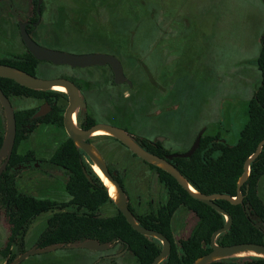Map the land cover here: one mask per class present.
<instances>
[{"label": "rangeland", "instance_id": "rangeland-1", "mask_svg": "<svg viewBox=\"0 0 264 264\" xmlns=\"http://www.w3.org/2000/svg\"><path fill=\"white\" fill-rule=\"evenodd\" d=\"M42 5L46 10L42 23L32 32L36 42L74 54H111L121 61L131 83L112 87L107 66L73 68L40 61L36 75L41 78L72 75L84 80L87 107L78 110V124L91 114L97 123L119 126L139 142L162 139L171 153L186 152L203 128L230 144L237 142L262 77L257 60L264 33V0H42ZM33 10L32 0H0V57L26 52L19 25ZM121 42L125 50L118 51ZM122 90L129 94L123 101L117 97ZM11 102L15 110L38 106L28 97L12 96ZM5 128L0 117L1 134ZM66 138L62 126L41 125L37 138L21 145L22 151L31 146L38 149L36 161L17 173L21 191L60 204L70 199L65 189L68 173L48 161ZM91 142L120 177L135 209L142 195L148 199L151 194L156 207L163 201L166 189L155 169L112 137L93 135ZM258 190L264 199V176ZM72 207L59 206L34 218L13 253L19 256L22 249L37 245L48 218ZM99 213L112 215L116 209L104 204ZM197 221L193 211L180 207L173 221L176 240L188 237ZM9 235L6 210L0 204V264H8L1 250ZM120 248L116 245L114 250ZM110 251L64 245L32 254L19 264H135L129 253L96 259Z\"/></svg>", "mask_w": 264, "mask_h": 264}, {"label": "trees", "instance_id": "trees-1", "mask_svg": "<svg viewBox=\"0 0 264 264\" xmlns=\"http://www.w3.org/2000/svg\"><path fill=\"white\" fill-rule=\"evenodd\" d=\"M32 1L34 5L38 2V0ZM0 63L12 65L36 75L40 61L27 51L13 56L0 57ZM257 65L261 71V82L249 101L248 120L237 142L230 144L219 134L206 132L201 138L200 146L190 158L171 159V162L190 184L203 193L236 196L237 183L244 172L245 160L255 152L259 142L264 139V33ZM74 80H76L75 77ZM0 88L9 98L35 95L46 98L50 103L56 101L52 104V111L43 118V121L63 125L65 100H67L65 92L35 90L4 77H0ZM34 112L35 109L16 111L15 148L21 138V125L26 121H23V118L25 115L31 117ZM96 123V119L91 114H87L84 120L79 121V126L89 128ZM140 145L159 156L171 154L158 139L154 141L144 139L141 140ZM14 155L15 152L12 155L10 166L0 177V202L6 210L10 224V235L1 254L8 264L18 257L16 253H13V247L18 239L23 240L32 220L59 206H73L74 208L55 211L48 218L47 227L37 242L38 247L57 243L67 245L90 238L97 239L101 243L122 239L129 244L137 264H151L161 252V246L139 233L126 220L110 196L106 185L94 171L93 162L70 137L59 144L51 157V160L69 175L65 189L70 199L63 204L54 199L37 197L21 191L17 187L14 175L9 173V168L14 164ZM147 164L156 170L160 183L166 189L167 201L159 207L157 215H150L147 218L137 215L133 206L128 203L129 208L142 226L159 231L172 241L170 254L160 264H192L196 259L211 251L212 234L226 224V217L213 207L192 197L170 173L153 164ZM263 176L264 146L259 156L251 163L249 177L242 186L244 194L242 203L234 204L226 199L216 200V203L224 208L233 219L230 229L218 236L219 245L244 242L264 244V199L258 190L259 181ZM116 178L122 185L120 177L116 175ZM104 204L114 206L116 213L101 215L99 211ZM180 207L193 211L198 221L190 235L182 239L179 244H175L172 239L171 223L174 213ZM25 251L22 249L21 253ZM209 264H264V258L236 257L217 260Z\"/></svg>", "mask_w": 264, "mask_h": 264}, {"label": "water", "instance_id": "water-1", "mask_svg": "<svg viewBox=\"0 0 264 264\" xmlns=\"http://www.w3.org/2000/svg\"><path fill=\"white\" fill-rule=\"evenodd\" d=\"M42 4V0H38L37 7L38 10ZM27 22H21L19 25L21 37L26 44L30 53L39 61H49L54 65H68L71 67H90L95 65H105L109 64L112 67L114 73L115 83H123L127 80L124 74L123 66L121 61L107 53H87V54H74L71 52H66L63 50H58L54 48H49L37 43L29 34L27 30ZM0 77L10 78L15 80L17 83L35 90H51L55 85H63L66 88V94L68 96V105L64 112V127L68 136L74 141L75 145L83 150L93 164H97L102 171L103 175L111 181L117 189V198H113L117 208L125 216L126 220L130 225L137 230L139 233L159 239L162 242L161 252L154 258L151 264H160L164 261L171 252V242L170 240L161 232L154 229L146 228L142 226L135 216L133 215L128 204V197L126 192L117 180L116 174L110 171V168L103 157L101 151L92 142H89V138L93 136V132L97 129H105L110 132V136L117 138L121 141L129 150L136 154L139 158L146 161L147 163L158 166L168 173H170L178 183L194 198L204 202L205 204L213 207L218 212L222 213L226 217V224L216 230L211 237V251L202 255L196 259L192 264H209L211 262L237 257L236 253L246 250H254L258 253L264 254V244L254 243V242H244L232 245H219L217 243L218 236L229 230L232 225V216L219 204L216 203L217 199H226L234 204L242 203L244 199V194L242 192V186L247 181L250 174L251 163L259 156L264 146V139H262L255 152L251 154L244 163V172L238 180L237 183V195L230 196L228 194L213 193L206 194L197 190L190 182L185 178L181 171L171 162V159L175 157L190 158L193 153L198 149L201 143V138L204 133V128L200 130L195 138L192 146L183 153H171L165 156H159L152 153L140 145L126 130L118 126L108 124L105 122H98L89 128H82L79 126L77 121L73 119V112L75 107L78 109H83L87 107V103L81 95L79 87L72 80L65 77L56 78H41L37 75L30 74L18 67L0 63ZM130 82V81H129ZM0 104L3 107L4 115L6 119V132L4 140L0 148V157H5V161L0 167V175L5 169L14 144L16 140V115L15 109L9 99V97L0 88ZM48 105V104H47ZM49 106V105H48ZM46 112H38L35 116H41ZM93 167V166H92ZM85 170V169H84ZM85 173L90 179L86 170ZM65 244H51L45 247H38V245L33 246L30 250L21 253L16 259L13 260L11 264H18L26 257L35 253H44L57 248H61ZM74 248H88L91 250H106L110 246V242L101 243L97 239H85L80 242L67 244ZM206 246V244H204Z\"/></svg>", "mask_w": 264, "mask_h": 264}, {"label": "flooded vegetation", "instance_id": "flooded-vegetation-1", "mask_svg": "<svg viewBox=\"0 0 264 264\" xmlns=\"http://www.w3.org/2000/svg\"><path fill=\"white\" fill-rule=\"evenodd\" d=\"M103 4V3H102ZM105 4H107V3H105ZM92 8L93 7H90V9L92 10ZM46 12V10H45V8L43 7V5L41 4V6H40V8H39V10H38V7H37V3L34 5V10H33V14L30 16V17H27L23 22H27V25H26V27H27V30L29 29L31 32L29 33L30 35H31V37H32V32H33V30H34V28H36L37 26H39L41 23H42V18H43V16H44V13ZM92 13H93V11H92ZM20 29V28H19ZM29 30H28V32H29ZM20 37H21V34H20ZM33 38V37H32ZM21 40H22V43L24 44V46H25V49H26V52L27 51H29L28 50V48H27V46H26V44L24 43V41H23V39H22V37H21ZM122 41H124V40H122ZM38 43V42H37ZM125 45L126 44H124V42H121V44H117L116 45V49L118 50V51H120V50H125L124 48H125ZM30 52V51H29ZM23 53H25V52H23ZM95 66H98V68L99 67H104V66H107L109 69H110V71H111V73H112V84H111V86L113 87V86H123V85H128V86H130L131 85V83L129 82V80L127 79L126 81H124L123 83H115V81H114V73H113V70H112V67L109 65V64H105V65H95ZM122 66H123V64H122ZM74 68V67H73ZM123 70H124V67H123ZM124 74H125V76H126V73H125V71H124ZM60 77H65V78H68V79H70V80H72L73 82H75V84L79 87V89H80V92H81V95L83 96V98H84V100L86 101V96H85V87H84V80L83 79H78L77 77H75V76H72V75H69V76H67V75H63V76H60ZM74 77L76 78V80H74ZM127 77V76H126ZM128 78V77H127ZM109 81V80H108ZM109 82H111V81H109ZM54 90H56V89H54ZM56 91H60V90H56ZM60 92H66V90H64V91H60ZM127 95H129V94H126L125 93V91L124 90H122V91H117V97L118 98H120V96H121V100L123 101L124 99H126L128 96ZM17 97H28V98H30V99H33L34 101H36L37 102V104H38V106L37 107H33V106H26V107H24V108H21V109H19V110H28V109H35V112H34V114L31 116V117H28V116H26L25 115V117L23 118V121H25V123H23L22 125H21V129H20V132H21V138H20V141H19V143L16 145V148H15V144H14V147H13V150H12V153H11V156H10V159H9V161H8V163H7V165H6V167H5V169L3 170V172L1 173V175H0V177L3 175V173L4 172H6L7 171V169H8V167L10 166V162H11V159H12V155H13V153L15 152V155H14V164H13V167H10L9 168V173L10 174H12V175H14V180H15V182H17L18 181V172L19 171H24V170H26L27 168H29V166L31 165V163L33 162H35L36 161V159H37V154L36 153H38V149L36 148V147H34V146H31L29 149H26L25 151H22L21 150V145H23L24 143H29V142H31L32 141V139L34 138V137H36L37 138V136H38V131H39V128H40V126L41 125H43V126H45V127H51V126H62L63 127V129L65 130V127H64V119H63V125H59V124H57V123H54V122H46V121H43L44 119V117L46 116V115H48L51 111H52V104H55L56 103V101H53L52 103H50V101L49 100H47L46 98H44V97H38V96H35V95H26V96H17ZM126 97V98H125ZM10 99V101H11V98H9ZM109 99H110V101H112V99H113V95L111 94V95H109ZM65 102H66V106H65V109H66V107H67V105H68V96H67V100H65ZM12 103V102H11ZM49 106H48V105ZM0 107H1V109H2V111H3V114H4V110H3V107L1 106V104H0ZM14 108V107H13ZM65 109H64V112H65ZM19 110H15V115H16V111H19ZM79 110V109H78ZM78 110H77V113H76V115H75V121H76V117H77V115H78ZM40 111H42V112H46L45 114H43V115H41V116H35L38 112H40ZM4 118H5V115H4ZM63 118H64V113H63ZM28 119H30V120H28ZM28 120V121H27ZM105 123H108V124H111V123H109V122H105ZM112 125H114V124H112ZM116 126V125H115ZM4 127H6V119H5V122H4ZM119 127V126H118ZM121 128V127H120ZM16 130H17V124H16ZM125 130V129H124ZM4 132H6V128L4 129ZM65 133H66V135H67V137H69L68 136V134H67V132H66V130H65ZM129 133V132H128ZM204 133H205V129H204ZM203 133V134H204ZM130 134V133H129ZM94 136H104V135H108V136H110V134H106V133H101V134H93ZM131 135V134H130ZM198 135V134H197ZM4 136H5V134H1L0 133V148H1V145H2V142H3V140H4ZM16 136H17V131H16ZM132 136V135H131ZM203 136V135H202ZM110 137H112V138H114V139H116L117 141H119L117 138H115V137H113V136H110ZM135 140H136V138L134 137V136H132ZM196 138V137H195ZM2 140V141H1ZM160 142H162L160 139H158ZM195 140V139H194ZM55 141L56 140H53L52 141V143H55ZM64 140H62L61 142H63ZM89 142H91V138H89V140H88ZM137 142H138V140H136ZM15 142H16V140H15ZM122 145H124L121 141H119ZM139 144H140V142H138ZM37 145V144H36ZM49 146L50 145H48V147H47V152H48V149H49ZM59 146V145H58ZM125 146V145H124ZM38 147V146H37ZM126 147V146H125ZM15 149V150H14ZM57 149V148H56ZM55 149V150H56ZM55 150L52 152V154L55 152ZM129 150V149H128ZM131 151V150H130ZM133 153V152H132ZM52 154L50 155V157L48 158V161H49V163H51L52 165H55V166H57V167H59L56 163H54L52 160H51V157H52ZM136 155V154H135ZM5 161V157H0V167H1V165L3 164V162ZM143 162L144 163H146L147 164V162L146 161H144L143 160ZM97 166L98 167V165L97 164H93V169H94V171L97 173V175L102 179V181L104 182V184L106 185V187H107V189H108V191H109V194L113 197V198H116V196L114 197L112 194H111V192H110V190H109V187H108V185H107V183L104 181V179H103V173H102V171L100 170V168H99V170L101 171V175H100V173L95 169V167L94 166ZM150 168H151V166L149 165V164H147ZM59 168H61V167H59ZM62 169V168H61ZM152 169V168H151ZM112 172V171H111ZM123 186V185H122ZM149 189H150V187H149ZM150 191H151V189H150ZM150 191L148 192V194L150 193ZM0 197H1V193H0ZM142 197H143V199H142ZM136 201V200H135ZM166 201H167V195L164 197V199H163V201H159V204H158V206L156 207V206H154V204H155V198H153V197H151V194H149L148 195V199H146L145 197H144V195H142L141 196V203H139L136 207L138 208V209H135L134 207V209H135V213H137V215H140L141 216V218H147V217H149L150 215H157V213H158V210H159V207L163 204V203H166ZM145 202H147V204H148V207H145L144 208V203ZM128 203L129 204H131L130 203V200L128 199ZM0 204L2 205V203L0 202ZM179 210V209H178ZM178 210L176 211V212H178ZM176 212L174 213V215H173V218H172V223H171V228H172V239H173V242L175 243V244H179V242L182 240V239H180L179 241H177L176 240V231L174 230V228H173V221H174V218H175V214H176ZM193 229V228H192ZM163 234V233H162ZM166 236V235H165ZM148 237V236H147ZM167 237V236H166ZM149 238V240L150 241H153V242H155V243H157V245H159V246H161V250H162V242L159 240V239H157V238H154V237H148ZM168 238V237H167ZM187 238V237H186ZM169 239V238H168ZM185 239V238H184ZM170 240V239H169ZM170 242H171V249H172V241L170 240ZM118 246V245H120L121 246V248H120V250H118V251H115L114 250V248H115V246ZM106 250H111L108 254H102V255H100V256H98L96 259H98V258H100L98 261H100V260H102V259H114V258H117V257H119V256H124L125 254H131L132 255V258L134 259V263L135 264H137V261H136V258H135V256H134V254L132 253V251L130 250V247H129V244L127 243V242H125V241H123L122 239H113L111 242H110V246H109V248H107ZM96 251H104V250H96ZM97 261V262H98Z\"/></svg>", "mask_w": 264, "mask_h": 264}, {"label": "bare ground", "instance_id": "bare-ground-1", "mask_svg": "<svg viewBox=\"0 0 264 264\" xmlns=\"http://www.w3.org/2000/svg\"><path fill=\"white\" fill-rule=\"evenodd\" d=\"M53 89H56V90H60V91H64L66 90L65 86L63 85H55L53 87ZM77 110H78V107H75L74 109V112H73V119H75V115L77 113ZM101 134V133H106V134H110V132L108 130H105V129H97L93 132V134ZM95 169L100 173V175L102 174L101 171L99 170V166L97 167L96 165L94 166ZM103 179L104 181L107 183L108 187H109V190L111 192V194L116 198H117V189H116V186L111 182L109 181L104 175H103ZM235 256L237 257H250V256H255V257H263L264 258V254L262 253H258L254 250H246V251H240L238 253L235 254Z\"/></svg>", "mask_w": 264, "mask_h": 264}, {"label": "crops", "instance_id": "crops-1", "mask_svg": "<svg viewBox=\"0 0 264 264\" xmlns=\"http://www.w3.org/2000/svg\"><path fill=\"white\" fill-rule=\"evenodd\" d=\"M0 117H1V120H3L4 122H5V118H4V114H3V111H2V109H1V107H0Z\"/></svg>", "mask_w": 264, "mask_h": 264}]
</instances>
